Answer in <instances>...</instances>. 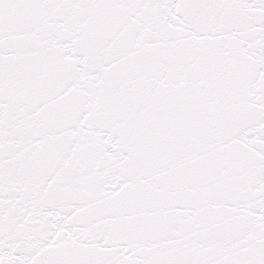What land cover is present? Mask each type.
I'll return each instance as SVG.
<instances>
[{"label": "snow or ice", "instance_id": "1", "mask_svg": "<svg viewBox=\"0 0 264 264\" xmlns=\"http://www.w3.org/2000/svg\"><path fill=\"white\" fill-rule=\"evenodd\" d=\"M0 264H264V0H0Z\"/></svg>", "mask_w": 264, "mask_h": 264}]
</instances>
